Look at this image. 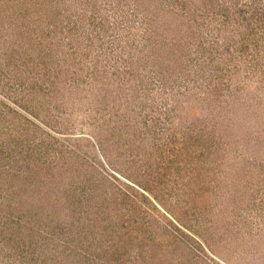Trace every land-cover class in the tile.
<instances>
[{
    "label": "rangeland",
    "instance_id": "1",
    "mask_svg": "<svg viewBox=\"0 0 264 264\" xmlns=\"http://www.w3.org/2000/svg\"><path fill=\"white\" fill-rule=\"evenodd\" d=\"M0 264H264V0H0Z\"/></svg>",
    "mask_w": 264,
    "mask_h": 264
},
{
    "label": "trees",
    "instance_id": "2",
    "mask_svg": "<svg viewBox=\"0 0 264 264\" xmlns=\"http://www.w3.org/2000/svg\"><path fill=\"white\" fill-rule=\"evenodd\" d=\"M8 202H11V200H8ZM9 217L11 218V220H8V222H11V224H9L10 227H8V226H7V227H8L9 229H11V227L14 226V225H12V223H14V222H13V219H14L13 217L18 218V215L15 216V215L12 213V215L9 214ZM8 222H7V223H8ZM12 233H14V232L12 231ZM15 235H16V234H15ZM15 235H12V237H14Z\"/></svg>",
    "mask_w": 264,
    "mask_h": 264
}]
</instances>
